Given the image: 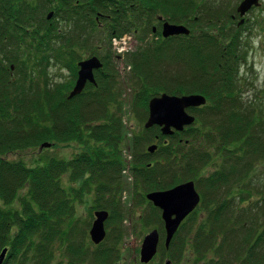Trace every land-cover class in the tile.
<instances>
[{
    "label": "trees",
    "instance_id": "1",
    "mask_svg": "<svg viewBox=\"0 0 264 264\" xmlns=\"http://www.w3.org/2000/svg\"><path fill=\"white\" fill-rule=\"evenodd\" d=\"M197 6L196 0H0V255L8 250L2 264L101 262L97 252L102 244L93 245L79 229L74 209L95 184L98 193L102 190L113 199L120 191V187H112L123 144V124L111 107L114 77L103 74L96 86L89 85L95 90L88 96L92 100H85L83 92L72 100L63 96L56 101L50 87L40 91L38 73L50 71L55 61L76 77L78 63L89 56H105L104 64L115 58L110 51L113 37L133 34L137 41H144L153 34L156 16L181 23L184 17L179 12H194ZM210 8L216 9L215 5ZM219 10L226 15L224 8ZM228 21H232L230 15ZM102 24L107 28L102 45L81 41L86 31H95ZM212 29L167 41L162 38V45L141 48L133 58L135 108L141 101L148 113L150 99L162 93L201 94L208 100L206 106L193 110L199 111L194 125L168 137L157 148L156 159L160 161L144 170L134 167L147 189L165 190L194 180L196 187L200 185L203 191L209 188L214 196L226 180L244 181L257 162L264 161V119L254 108L243 107L238 96L243 58L241 45L236 44L239 37H229L220 24ZM79 30L80 35H72ZM178 38L186 40L171 41ZM180 49L192 54L190 59L180 60L181 68L176 70L174 57ZM205 52H214L217 58L205 59ZM197 66L201 67L199 74V69H190ZM137 140L143 142L142 137ZM44 141L52 142V147L75 144L80 152L73 159H50L36 167L3 158L5 152ZM219 157L223 165L212 173L213 190H217L211 192L207 183L210 176L201 178L199 173ZM160 173L169 177L156 179ZM262 182L259 192H253L251 182L249 188H239L247 189L245 197V193L237 196L248 203L260 194L253 206L237 209L238 204L215 197L217 205L207 210L217 219L212 213L196 231L192 245L196 258L188 264H264V179ZM57 248L63 251V259H56ZM216 250L220 256L212 254L210 258ZM109 251L112 256L116 253L114 247Z\"/></svg>",
    "mask_w": 264,
    "mask_h": 264
},
{
    "label": "rangeland",
    "instance_id": "2",
    "mask_svg": "<svg viewBox=\"0 0 264 264\" xmlns=\"http://www.w3.org/2000/svg\"><path fill=\"white\" fill-rule=\"evenodd\" d=\"M242 1L243 0H196L198 3L197 8L195 9L196 11L193 12L191 10L187 13L185 10V12L181 10L179 12V14L184 17V20L182 18L181 23L180 20L178 22H171V20H169L168 22L177 25H185L190 30V35L192 33L198 35L204 32H210L211 30H214L212 27L215 24H220L224 33H230L229 37L234 35L239 37V41H237L236 44L241 45L239 48V54H242L243 58L240 59L241 65L238 76L240 91L238 96L241 99L243 107L254 108L264 119V0H260L261 6L259 8L252 9L243 18H241L237 14L236 9ZM204 2H206V6L204 5ZM212 5H215L216 9H212L210 11V7ZM220 7L225 9V16L219 13L222 10H219ZM216 11L219 14H217ZM233 12L235 13L232 14ZM229 15L232 18V21H228ZM155 18L157 20L154 22V26H156L157 29L156 33H147L148 36L145 37L144 41H141L140 39L137 41L136 36L132 34L135 38V42L132 44L130 55L123 57L121 60L112 58L109 62L107 61V63L104 64L103 58L105 56L101 57L102 55L99 54V58L103 62V69L100 70L101 72L99 71L100 73L98 72V74H96L97 82L100 81L101 76H104L103 74L108 76L112 75L116 82V84H113L112 87L113 98L111 101V107L112 110L118 114V117L123 124V144L120 146L119 153V157L121 159L119 167L122 169L121 166H123V171L119 173L120 169H118L117 173L112 175L114 179L112 187H120V191L115 199H113L109 193L106 194L102 190L98 193L96 191L98 187L95 184L91 188L92 192L87 193L83 198L82 203L77 204L74 209V220L78 221L79 229L86 232L88 237L89 230L96 219L95 214L97 211H107L109 214V217L105 222V229L107 231L106 238L104 242L101 243V248L97 252V257L101 262H97L95 264H110V262H112V264H142L140 262L142 242L145 236L154 229L159 231L161 235V242L157 256L149 264L192 263L196 258V255L192 252V245L194 243L193 238L195 237L198 228L201 227V224L208 221V218L212 215L213 212H209L210 210L207 209L211 206L217 205V202L214 200L215 197H218L219 201L226 199L235 203V205L238 204L236 205L237 209L241 206L247 207V204L248 206H253L251 204L256 202L257 198H260V194L255 195L254 199L251 200L252 202L248 203V201H245L244 198L239 199L237 195L243 193H245L243 197L247 195L245 192L247 189L239 191V188H241V185L249 188V182L253 183V192H259V190L262 189L261 185H263L262 181L264 179V161L257 162L252 170L253 172L244 181L233 182V178L231 180H226L225 185L222 186L220 191L214 193V196L209 193V188H205L203 191L200 189V185H198L196 187L197 192L204 197L203 200H205L206 204L204 205L205 202L201 203L196 211L183 222L180 230L175 236L176 238L172 241L169 249H166V234L161 218V211L155 208L146 198L148 193L164 190H152L150 188H145L140 181V172L133 170L137 165L138 167L136 168L144 170V168H147V165L150 166L155 164L156 161H160V159H156V153H148V148L151 145H157L160 147L163 145L162 143L169 140V136H164L159 127L145 129V123L149 116V110L148 113L145 111L146 109L143 102L139 101L140 104H138L135 108L137 98L135 92L136 80L134 79V74H132L134 71L133 58L137 56L141 48L148 47V45H151L150 48H155V46L162 45L165 40L167 41V39H164V41L162 40V28L158 20L160 17L156 16ZM242 19L244 22L240 24ZM226 22L229 24L228 27L226 26ZM104 25L106 24L104 23ZM104 25L102 24L101 27L95 31H86L83 34L81 41H84L85 43L87 42L92 46L102 45L104 37L102 36V33L107 30ZM227 29H229L230 32L227 31ZM80 34L81 30L74 32L72 35L75 36ZM183 40L185 41L186 39L178 38L171 41H176L177 43ZM110 47L111 53L115 56L112 45H110ZM190 54L192 53L182 52L181 49L176 51L174 59L177 60V63L173 64L174 68L179 70L182 65L179 61L186 57L190 59ZM202 57L205 59L208 58L209 60L210 58H217L214 52H205ZM53 65L54 66L50 69V71L47 70L44 72V75L39 72L37 79L40 84V91L45 90L46 87H50L51 94L52 96L55 95V100L57 101L58 99H62L63 96L65 97L69 95L75 86L77 76L74 77L69 70H63L60 66L55 65V61H53ZM190 69H193L194 72L199 69L197 74L201 71V67L199 68V66ZM47 82L50 83L49 85L51 86H48ZM101 87H103L102 92L105 93V84L102 82ZM109 87V90L111 91V84H109ZM100 89L101 88H99V90ZM94 91L93 87L88 85L84 91L86 95L85 100L90 98L88 96H92ZM106 98L108 99L109 96H106ZM92 99L93 98L91 97L90 100ZM80 100L81 101H78L75 105L83 102L84 98ZM24 105L25 104H23L22 107ZM188 112L195 116L196 119H199V111L189 110ZM139 137L143 138V142H138L137 138ZM44 143L52 144V142L44 141L36 146H31L26 149L5 152L3 153V158L9 162H22L27 167H36L43 165L45 161L50 159H73L74 156L80 152V149H78L75 144L70 146L66 144H56V141L53 142L56 146L54 145L52 148L40 150L41 145ZM222 165V157L215 158L214 161H211L210 164L203 167L202 171L199 173V177L201 178H209L210 176L207 183H210L209 187L211 192H215L217 190H213L214 183H212V173L214 170H220ZM168 177L169 175H165L163 177L161 174V176L156 179L165 180ZM65 181L66 178H64V182ZM261 182L262 184H260ZM164 183L165 182H163V184ZM160 185H162V183ZM173 187H175V185L171 188ZM236 189H238V192ZM207 195L213 198L211 202L209 201V198H206ZM234 197H238V199L232 201ZM112 199L114 201H112ZM108 203H111L112 205H109ZM118 207L120 210H116ZM116 212H119V214L116 215ZM213 214L214 219L216 220V215L215 213ZM236 228H239V226H236ZM242 235H245V231ZM112 247H114V250L116 251L113 256L110 255L109 251V248ZM59 248H57V260L64 258V253ZM212 254L215 257L220 256L218 250L212 251L210 258L214 257ZM108 257H110L108 259L109 263L107 260Z\"/></svg>",
    "mask_w": 264,
    "mask_h": 264
},
{
    "label": "water",
    "instance_id": "3",
    "mask_svg": "<svg viewBox=\"0 0 264 264\" xmlns=\"http://www.w3.org/2000/svg\"><path fill=\"white\" fill-rule=\"evenodd\" d=\"M260 6V0H243L237 8V13L243 18L253 8ZM52 13L49 14L51 18ZM244 20L242 19V24ZM155 31V30H154ZM190 35V30L184 25H175L165 22L162 29V36L166 38ZM78 79L73 90L70 92L68 99L71 100L84 91L88 83L96 84L95 71L101 70L103 64L97 57H92L81 61L79 64ZM207 104V99L201 94L190 95H169L163 93L160 96L153 97L149 101V116L145 123V129L159 127L164 136H172L176 132L180 133L186 127L195 124V117L188 113L189 109L203 107ZM51 147V144L44 143L41 150ZM157 145H151L148 153L154 154ZM147 200L154 207L161 211V217L165 228V247L169 249L175 235L184 220L197 208L200 203V195L196 190L193 181L179 184L171 189L164 191H154L148 193ZM108 213L97 212L96 220L90 229L91 242L98 246L106 238L105 221L108 219ZM161 242V236L157 229L147 234L142 242L140 251V262L149 264L157 255ZM8 250L4 249L0 255V264L3 263ZM169 264V263H168Z\"/></svg>",
    "mask_w": 264,
    "mask_h": 264
},
{
    "label": "built area",
    "instance_id": "4",
    "mask_svg": "<svg viewBox=\"0 0 264 264\" xmlns=\"http://www.w3.org/2000/svg\"><path fill=\"white\" fill-rule=\"evenodd\" d=\"M130 38L128 37H123L120 40L114 39V45L117 48V51L119 53H125L130 50V45H129Z\"/></svg>",
    "mask_w": 264,
    "mask_h": 264
},
{
    "label": "flooded vegetation",
    "instance_id": "5",
    "mask_svg": "<svg viewBox=\"0 0 264 264\" xmlns=\"http://www.w3.org/2000/svg\"><path fill=\"white\" fill-rule=\"evenodd\" d=\"M158 20H159V18H158ZM159 22H160V24H161V28H162V26H163V23L165 22V20L164 19H162V20H159ZM160 39V38H159Z\"/></svg>",
    "mask_w": 264,
    "mask_h": 264
}]
</instances>
